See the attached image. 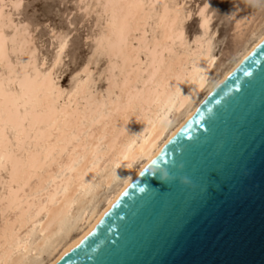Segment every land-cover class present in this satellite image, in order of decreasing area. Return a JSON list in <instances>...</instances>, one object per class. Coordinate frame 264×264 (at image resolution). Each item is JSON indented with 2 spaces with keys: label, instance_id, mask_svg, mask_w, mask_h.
Returning a JSON list of instances; mask_svg holds the SVG:
<instances>
[{
  "label": "bare ground",
  "instance_id": "1",
  "mask_svg": "<svg viewBox=\"0 0 264 264\" xmlns=\"http://www.w3.org/2000/svg\"><path fill=\"white\" fill-rule=\"evenodd\" d=\"M189 1L78 0L98 28L63 86L68 35L52 32L53 56L38 57L14 19L21 0H0V264H55L264 41V14L241 0L219 61L210 1L194 13Z\"/></svg>",
  "mask_w": 264,
  "mask_h": 264
},
{
  "label": "water",
  "instance_id": "2",
  "mask_svg": "<svg viewBox=\"0 0 264 264\" xmlns=\"http://www.w3.org/2000/svg\"><path fill=\"white\" fill-rule=\"evenodd\" d=\"M55 264H264V41Z\"/></svg>",
  "mask_w": 264,
  "mask_h": 264
},
{
  "label": "rangeland",
  "instance_id": "3",
  "mask_svg": "<svg viewBox=\"0 0 264 264\" xmlns=\"http://www.w3.org/2000/svg\"><path fill=\"white\" fill-rule=\"evenodd\" d=\"M205 0H191L186 7L193 13ZM212 13L211 30L216 31L218 60L223 61L235 42L233 31L235 19L240 13L237 3L241 0H209ZM78 0H21V6L14 19L26 24L32 35L38 57L51 59L55 51V39L52 32L68 35L67 47L64 50L60 66V84L67 86L70 77L84 62L91 57L92 37L97 31V14L90 9H83ZM244 9L257 19L264 14V2L256 0L255 6L244 4ZM252 12V13H251ZM27 22V23H26ZM251 24H243L246 29ZM197 18L192 16L186 24V32L190 38L197 31ZM53 39V40H52ZM91 39V40H90ZM51 42V43H50ZM98 67L106 62L104 57H97ZM103 82L99 83L101 87Z\"/></svg>",
  "mask_w": 264,
  "mask_h": 264
},
{
  "label": "clouds",
  "instance_id": "4",
  "mask_svg": "<svg viewBox=\"0 0 264 264\" xmlns=\"http://www.w3.org/2000/svg\"><path fill=\"white\" fill-rule=\"evenodd\" d=\"M256 0H245V3H247L249 6H255ZM264 2V0H262ZM182 184H190V179L187 176H183L180 178Z\"/></svg>",
  "mask_w": 264,
  "mask_h": 264
},
{
  "label": "snow or ice",
  "instance_id": "5",
  "mask_svg": "<svg viewBox=\"0 0 264 264\" xmlns=\"http://www.w3.org/2000/svg\"><path fill=\"white\" fill-rule=\"evenodd\" d=\"M11 6H12V7H15V8H17V9H19L21 5L17 3V4H13V5H11ZM177 15H179V13H177ZM173 23H174V25H177V28H178V21H174ZM178 35H180L179 32H178ZM65 46H66V42L62 40L60 51H63V48H64ZM125 159H127V157H125ZM116 166H119V165L117 164Z\"/></svg>",
  "mask_w": 264,
  "mask_h": 264
}]
</instances>
